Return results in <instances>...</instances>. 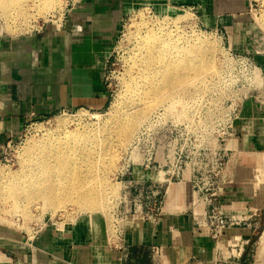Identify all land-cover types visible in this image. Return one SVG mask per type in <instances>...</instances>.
Segmentation results:
<instances>
[{"label": "rangeland", "instance_id": "1", "mask_svg": "<svg viewBox=\"0 0 264 264\" xmlns=\"http://www.w3.org/2000/svg\"><path fill=\"white\" fill-rule=\"evenodd\" d=\"M78 1L56 0L47 11L41 10L43 5L33 1L31 2L34 3L35 10L30 8L32 5L28 6V2L26 5L22 1L24 6L28 7L25 11L21 10L23 3L22 6L14 5L10 8V13L4 16L0 13V41L28 37L48 27L61 28L67 11ZM175 2L167 0L163 5L151 0H127V3H124V17L114 40V54L105 75L110 95L108 108L101 112L87 110L60 112L45 120L25 125L18 135L0 145V184L10 175H14L12 173H16L15 175L20 173L26 152L32 146L44 143L46 138L56 141L83 132L89 136L88 133L99 131L114 119L140 109L141 98L148 94L146 80L141 81L137 92L132 93L129 90L132 81L130 70L135 64L140 48L135 38V34L138 33L137 27L140 28L141 34L144 33V26L167 33L178 49L196 46V49L213 48L216 50L215 63L218 69L193 81L191 86L194 85L195 92L192 91L193 93L181 99L182 107L177 111L169 110V102L162 104L139 125L127 146L119 144L115 148L116 162L108 174L111 188L109 197L106 198V202L100 203L97 210H85L73 199L53 212V209L44 208V203L37 200L26 201L27 205L21 201L17 213L11 210L10 203L0 196V242L10 246L17 242L31 245L30 240H34L35 233L43 224L46 228L64 230L77 220H90L94 231L97 232L99 229L102 232L104 243L114 244L116 240L112 231L115 228L114 221L120 219L121 215L124 216L132 206L133 189L129 184L132 178L129 174H132L133 167L139 172L145 155L150 151L151 135L165 138L172 160L179 150L183 151L184 180L181 182L173 180L172 185H183L191 195L193 170L201 172L202 180L210 179L209 176L212 174L213 182L216 185H223L222 194L225 193L226 187L231 186L227 184L228 180L235 183L237 163L244 155H241L242 151L239 152L236 147L230 145L229 140L236 133L237 121H240L246 104L253 109H264V26L261 25V22H264V0H245V8L243 7L240 12L233 16L220 15L218 18L208 12L204 13L202 4ZM158 6H161L164 12L169 11L168 17L158 10ZM39 10L41 11L37 12ZM177 14L186 17L172 21ZM211 18L217 20V24L215 21L211 22ZM132 99L135 100L134 105L131 103ZM238 103L239 106L242 105L234 116ZM183 105H187L186 110ZM60 120H66L67 126L60 128L58 124ZM257 148L247 153L263 156L256 158L249 154L246 157L249 158V162L243 175L244 185L238 191V196L248 202H262L264 197V187L263 190L256 187L259 179L264 182V145ZM229 150L235 155L230 156ZM109 160L108 158L106 163ZM258 160L260 165L257 167ZM176 167L175 163L173 167L170 164V172ZM169 193L172 199L179 194L173 189ZM211 193L213 192L206 194ZM215 193L217 196L220 195L219 190ZM261 206L256 203L253 207H258V216L257 220L248 222L252 225V233L250 238H243L244 241H249L244 245L245 255L240 259L241 264H264V206ZM247 214L250 213L241 215ZM117 222L119 223V220ZM222 251L225 258L231 256L230 250L223 248ZM237 253L233 252L235 256Z\"/></svg>", "mask_w": 264, "mask_h": 264}, {"label": "crops", "instance_id": "2", "mask_svg": "<svg viewBox=\"0 0 264 264\" xmlns=\"http://www.w3.org/2000/svg\"><path fill=\"white\" fill-rule=\"evenodd\" d=\"M170 1L202 4L204 13L216 18L233 16L245 8V0ZM124 3L127 0H79L67 11L61 28L48 27L28 37L0 41V145L30 122L60 112H101L108 108L105 75L124 17ZM210 21L217 24L215 19ZM241 115L229 143L244 156L237 163L234 185L226 187L219 202L225 214L250 213L245 217L253 221L257 220L253 215L258 208L253 207L256 203L263 207L264 197L262 202H248L238 196V191L244 185L247 152L264 145V109L246 104ZM258 182L257 189L263 190V180ZM183 187H170L169 191L179 194L173 199L168 194L155 222L128 219L120 243H104L102 232H95L90 220H77L64 230L45 228L31 245L17 242L10 246L1 241L0 264H212L215 243L193 226L194 202ZM251 233L247 227L228 230L222 245L236 247L240 236L250 238ZM152 248H159L160 257L153 255Z\"/></svg>", "mask_w": 264, "mask_h": 264}, {"label": "bare ground", "instance_id": "3", "mask_svg": "<svg viewBox=\"0 0 264 264\" xmlns=\"http://www.w3.org/2000/svg\"><path fill=\"white\" fill-rule=\"evenodd\" d=\"M22 1L25 4L28 2V6L32 5L30 8L34 10L35 5L31 1L37 2L43 5L41 10L47 11L56 0H0V13L3 16L8 14L14 5L22 6ZM24 3L22 11L28 8ZM158 10L166 17L170 14L169 11H162L161 6H158ZM185 17L186 15L177 14L172 21ZM261 25L264 26V22ZM137 29L135 38L140 48L130 70L132 81L129 90L137 92L141 81L146 80L148 94L141 98L140 109L114 119L99 131L88 133L89 136L83 132L56 141L46 138L44 143L32 146L24 155L20 173L9 174L0 184V196L10 203L11 210L18 213L21 201L39 200L44 203V208L49 207L55 212L73 199L85 210H97L100 203L106 202L109 197L111 188L108 174L116 162L115 148L119 144L127 146L139 125L162 104L169 102V110L177 111L182 107L181 99L195 92L194 85L191 86L193 81L216 71L218 65L215 63L216 50L213 48L196 49V46L178 49L173 45V39L167 33L159 32V29L144 26L143 34L139 32V27ZM134 102L132 99V105ZM183 107L186 110L187 105ZM238 122L240 121L237 124ZM67 123L66 120L58 122L60 128L66 127ZM108 158L110 160L107 166Z\"/></svg>", "mask_w": 264, "mask_h": 264}, {"label": "built area", "instance_id": "4", "mask_svg": "<svg viewBox=\"0 0 264 264\" xmlns=\"http://www.w3.org/2000/svg\"><path fill=\"white\" fill-rule=\"evenodd\" d=\"M241 105L239 106V103L236 105L233 114L234 116H236ZM168 148L169 146L165 144L164 137L151 135L150 151L145 155L143 164L139 168V172L133 167L132 174H129L132 178V182L129 183L133 189V194L131 196L132 206L128 212H125L124 216L121 215L122 217L118 219L120 224L117 222L118 220L114 221L115 231L112 230L116 237L114 244L123 241V223L128 219H141L144 221L155 222L160 216V206L162 202H165V200L168 199L172 181L176 180L181 182L184 180L185 172L183 168L185 167V164L183 162V151L179 150L176 157H174V160H172ZM229 152L230 156L235 155V153H232V150H229ZM174 163L177 167L170 172L171 168H169V165L171 164L173 167ZM154 175L156 177H154ZM191 175V198L192 202H194L191 212V220L194 227L210 236L215 243V256L212 264H241L240 259L242 258V255H245L244 245L248 243L249 240L244 241L243 237L240 236L236 247L230 246L229 243L223 247L222 239L228 230L234 228L247 227L251 230L252 225L248 224L251 218L225 214L219 202L220 197L222 196L221 191L224 188L223 185H216V183L213 182L212 174L209 176L210 179L207 180H202L201 177L203 175L199 170H193ZM233 183V180H228L227 184L232 185ZM217 190L220 192V195L218 196L215 193ZM210 191L213 192L211 195L206 194ZM257 216V212H254L253 217L256 218ZM45 228L44 224L39 227L38 231L35 233L34 239H36ZM232 238L233 237H231V239ZM30 242H33V240H30ZM223 248L230 250L231 256L229 258H225L222 255ZM233 252H238L237 256H235ZM152 253L156 258L161 255L159 248H152ZM230 259H233V261Z\"/></svg>", "mask_w": 264, "mask_h": 264}]
</instances>
